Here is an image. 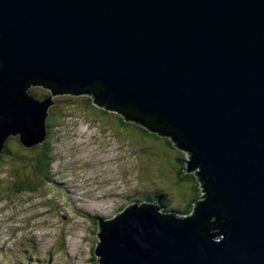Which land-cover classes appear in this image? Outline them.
Listing matches in <instances>:
<instances>
[{"label":"water","instance_id":"1","mask_svg":"<svg viewBox=\"0 0 264 264\" xmlns=\"http://www.w3.org/2000/svg\"><path fill=\"white\" fill-rule=\"evenodd\" d=\"M74 93L171 136L206 192L101 222L100 264H264V0H0V157Z\"/></svg>","mask_w":264,"mask_h":264},{"label":"rangeland","instance_id":"2","mask_svg":"<svg viewBox=\"0 0 264 264\" xmlns=\"http://www.w3.org/2000/svg\"><path fill=\"white\" fill-rule=\"evenodd\" d=\"M28 92L39 100L51 95L39 86ZM54 100L47 122L57 156L51 167L54 181L41 184L38 179L33 182L39 183L37 192L18 195L9 178L17 179L31 162L22 166L6 154L0 162V264H15L16 256L19 263L30 264L18 255L21 252L34 253L30 257L34 264H100L95 254L100 246L98 219H115L125 208L151 204L152 198L164 193L168 207H160L162 211L184 210L194 196L193 187L199 201L206 199L197 176L200 169L187 173L186 167L185 177H192L179 181L191 155L173 149L170 139L126 121L116 111L86 105L82 95H58ZM66 106L73 111L69 115ZM60 117H65L64 125H59ZM8 146L9 152L20 156L35 158L37 153L36 147L25 148L18 137H12ZM4 187L11 193L1 192ZM184 189L192 193L183 197ZM157 213L164 215L161 210Z\"/></svg>","mask_w":264,"mask_h":264},{"label":"trees","instance_id":"3","mask_svg":"<svg viewBox=\"0 0 264 264\" xmlns=\"http://www.w3.org/2000/svg\"><path fill=\"white\" fill-rule=\"evenodd\" d=\"M34 93H36L35 91H34ZM37 94V93H36ZM75 95H82V96H84V97H86L87 98V103H86V105H91V106H97V107H100L98 104H96L95 103V96H94V93L92 94V93H74ZM58 101L59 100H57V103H58ZM60 102V101H59ZM56 107V106H55ZM70 107V106H69ZM68 106H66V109H67V115H69L71 112H73L72 111V109L71 108H69ZM102 109H106V111L107 110H110L109 108H107L106 106L105 107H103ZM117 112H119L118 114L119 115H121L125 120H127L126 118H125V116L124 115H122V114H120V113H122V112H120V111H118V110H116ZM110 112H112V111H110ZM61 116V115H60ZM69 117V116H68ZM63 120H65V117H62V119H61V117H60V121L62 122V123H59V125H64L65 123H64V121ZM132 120V119H131ZM130 120V121H131ZM146 120V122H149V118L148 119H145ZM135 123L137 124V125H139V126H142L140 123H137L136 121H135ZM146 125H148L147 123H146ZM49 126H50V124H48V128H49ZM143 127V126H142ZM145 127V126H144ZM147 128V127H146ZM158 132H156L155 134H158V135H161V136H165L166 138H168V140L170 139L171 140V144L173 145V149H179L180 150V152H186V151H184V150H182V149H180L174 142H173V140H172V137L171 136H166L167 134L165 133V132H160L159 130H157ZM50 133H51V131L50 132H48V136H47V139H46V141L42 144V145H40V146H37L35 149H37V153H36V156H35V158H30V157H28V155H25V156H20V153L19 152H16V151H13V150H11V151H13V153H11V152H9L10 150H9V146H8V142H7V144H6V147H5V149H4V152H3V154H2V156L0 157V162L1 161H4V156H5V154L6 155H9V158L12 160V162L14 163V162H18V163H20V164H22V166H25V164H27L29 161L31 162H29L30 164L29 165H27V168H30L29 170L27 169V170H25V172L24 171H22V172H19L18 173V176H17V179H15L16 177L15 176H12L11 178H9V180L10 181H12L13 182V185H12V190H14L16 193H18V195H20V194H22V193H27V192H29V193H35V192H37V189H35V187L36 186H38L39 185V183H37V184H34L33 182L34 181H38V179H40V183L42 184V183H46V182H49V184L52 182V181H54V175L51 173L52 172V170H51V167H52V164L55 162V160L57 159L56 157V153H55V148H54V143L52 142V141H49V139H50ZM53 145V146H52ZM186 153H188V152H186ZM189 154V153H188ZM191 155V154H190ZM191 158V157H190ZM3 159V160H2ZM181 161L182 162H184L185 163V160L184 159H181ZM186 163H187V165L186 164H184L183 165V167H182V172H180V175L182 176V177H180V179H179V181L180 182H187V178H189V177H192L191 175H187L186 177H185V175H184V171L185 170H187L186 169V167H188V164H189V161H186ZM184 166H185V168H184ZM21 169V168H20ZM17 170V169H16ZM19 171H21V170H19ZM33 174L35 175V176H33ZM198 175V174H197ZM191 180V179H190ZM178 181V182H179ZM43 187H46V188H48L47 187V185L45 184V185H43ZM48 190H49V188H48ZM2 191H6V194L8 193H11L10 192V188L8 189V187H4V188H2V190H1V192ZM188 191V192H187ZM4 192H3V194H4ZM191 191L189 190V189H184V191L181 193V194H183V197H187V196H189L191 193H190ZM193 192H194V196L191 198V199H189L188 200V205H186V208H184V210H180L179 208H171L169 211H162V209H160V207H164V210L168 207L167 206V204H165V203H167L168 202V194L167 193H164V195L162 196V195H158V196H156V197H154V198H152V200H150V203L151 204H146V205H149V206H153V207H155L156 208V210H161V212H162V214H165V215H169V212H170V214H173V215H176L177 216V218L178 219H181L182 217H184V216H187V215H190V214H194L193 212L195 211V209H196V206L198 205V202H199V196H198V194H197V190H196V188H194L193 187ZM5 194V195H6ZM159 200H160V202H161V205L159 204ZM141 203V202H140ZM143 203V202H142ZM179 209V210H178ZM193 209H194V211H193ZM179 214V215H178ZM184 215V216H183ZM118 216L119 215H117V217L116 218H118ZM182 220V219H181ZM114 221V219H108V220H105V219H98V223H101V222H113ZM215 220H212V222H214ZM215 226H213V228H214ZM218 231V230H217ZM217 231H213L212 233H215V232H217ZM28 259L26 260V261H29L31 264L33 263L32 262V260H31V258L30 257H28V256H26ZM34 257H32V259H33ZM37 263V262H36ZM34 264V263H33ZM38 264H43V263H39L38 262Z\"/></svg>","mask_w":264,"mask_h":264},{"label":"clouds","instance_id":"4","mask_svg":"<svg viewBox=\"0 0 264 264\" xmlns=\"http://www.w3.org/2000/svg\"><path fill=\"white\" fill-rule=\"evenodd\" d=\"M201 201H199L198 203H200ZM191 216H192V214H191ZM190 215H188V216H184V217H182V219H186V218H189V217H191Z\"/></svg>","mask_w":264,"mask_h":264},{"label":"bare ground","instance_id":"5","mask_svg":"<svg viewBox=\"0 0 264 264\" xmlns=\"http://www.w3.org/2000/svg\"><path fill=\"white\" fill-rule=\"evenodd\" d=\"M123 213V212H122ZM188 216V215H187Z\"/></svg>","mask_w":264,"mask_h":264}]
</instances>
